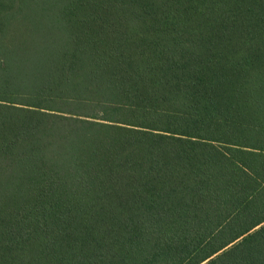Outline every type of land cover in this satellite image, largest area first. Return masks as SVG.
Listing matches in <instances>:
<instances>
[{
    "label": "trees",
    "instance_id": "16d2710c",
    "mask_svg": "<svg viewBox=\"0 0 264 264\" xmlns=\"http://www.w3.org/2000/svg\"><path fill=\"white\" fill-rule=\"evenodd\" d=\"M0 264H264V0H0Z\"/></svg>",
    "mask_w": 264,
    "mask_h": 264
},
{
    "label": "rangeland",
    "instance_id": "374dc122",
    "mask_svg": "<svg viewBox=\"0 0 264 264\" xmlns=\"http://www.w3.org/2000/svg\"><path fill=\"white\" fill-rule=\"evenodd\" d=\"M232 226H237V225H232ZM238 227V226H237ZM258 228V227H257ZM257 228H255L254 230H256ZM253 231V230H252ZM260 238H259V236H254L253 238H251V240H247V241H244V242H242V243H240V245H238L233 251H235V252H237V251H244V250H246V249H248L249 248V244L248 243H250V242H252V241H258ZM240 240H241V238H239L237 241H235V242H233L231 245H229L228 247H226L227 249H229V248H231V247H233V245L234 244H236L237 242H240ZM226 248H224V250L226 249ZM226 249V250H227ZM231 255V254H230Z\"/></svg>",
    "mask_w": 264,
    "mask_h": 264
}]
</instances>
